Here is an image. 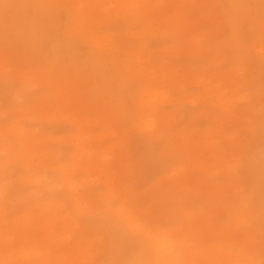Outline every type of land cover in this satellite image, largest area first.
Listing matches in <instances>:
<instances>
[{"label": "rangeland", "instance_id": "obj_1", "mask_svg": "<svg viewBox=\"0 0 264 264\" xmlns=\"http://www.w3.org/2000/svg\"><path fill=\"white\" fill-rule=\"evenodd\" d=\"M156 239L264 264V0H0V264Z\"/></svg>", "mask_w": 264, "mask_h": 264}, {"label": "bare ground", "instance_id": "obj_2", "mask_svg": "<svg viewBox=\"0 0 264 264\" xmlns=\"http://www.w3.org/2000/svg\"><path fill=\"white\" fill-rule=\"evenodd\" d=\"M157 241V242H156ZM155 246L159 250V253L161 256L167 258L166 263L170 262L173 263L175 256H173V245L171 244V241L167 239L157 240L156 239Z\"/></svg>", "mask_w": 264, "mask_h": 264}]
</instances>
